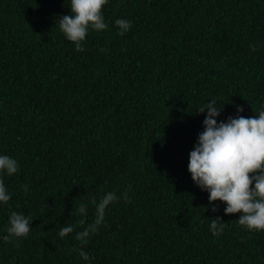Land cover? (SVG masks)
I'll return each instance as SVG.
<instances>
[{
	"label": "trees",
	"instance_id": "obj_1",
	"mask_svg": "<svg viewBox=\"0 0 264 264\" xmlns=\"http://www.w3.org/2000/svg\"><path fill=\"white\" fill-rule=\"evenodd\" d=\"M70 6L0 0V156L20 165L0 176L12 196L0 203V264H264V230L238 227L240 213L210 204L188 170L200 107L216 99L219 123L264 106V0H108V29L83 52L59 30ZM116 19L132 24L123 36ZM107 191L121 199L84 261L69 254L77 210L87 204L92 223L91 198ZM11 211L32 218L19 247L3 240Z\"/></svg>",
	"mask_w": 264,
	"mask_h": 264
},
{
	"label": "clouds",
	"instance_id": "obj_2",
	"mask_svg": "<svg viewBox=\"0 0 264 264\" xmlns=\"http://www.w3.org/2000/svg\"><path fill=\"white\" fill-rule=\"evenodd\" d=\"M108 0H70V15H64L58 19V26L65 38L75 45V51L83 52L82 46L86 35L91 32L99 34L108 29L105 17L102 14L103 7ZM118 35H125L132 27L127 19H116ZM257 45H250V51H256ZM107 49L101 48L100 52ZM207 109V115L203 121L204 130L198 134V141L194 150L189 154L188 170L193 182L202 190L209 193V203L219 200L226 204L225 215L240 213L238 227L249 232L264 230V106L254 117L245 118L229 116L227 122H217L216 117L221 113L217 106V100L212 99L198 109L203 113ZM237 112H243L242 107ZM20 171V165L15 158L7 155L0 156V176L8 177ZM23 191L28 192L29 186L22 185ZM126 190L122 199L125 203H131ZM12 199L7 191L4 180L0 178V203L8 204ZM121 197L114 191L104 192L99 199L91 198V205L95 209L94 220L88 223L86 220L88 205L81 203L77 214L81 217L78 221L82 231L76 232L75 239L81 247H73L69 254L77 252L84 261L90 260L89 254L83 250L89 239L97 235L101 226H104L106 210L115 204ZM218 209L213 206L212 211ZM31 217L11 211L8 217L3 236L5 243L20 246L21 241L30 235ZM211 234L219 237L224 231V223L217 217L211 220ZM74 232V226L61 227L57 235L64 239Z\"/></svg>",
	"mask_w": 264,
	"mask_h": 264
}]
</instances>
